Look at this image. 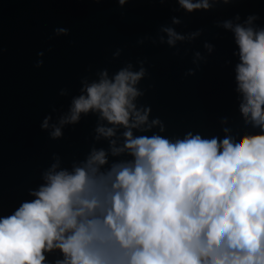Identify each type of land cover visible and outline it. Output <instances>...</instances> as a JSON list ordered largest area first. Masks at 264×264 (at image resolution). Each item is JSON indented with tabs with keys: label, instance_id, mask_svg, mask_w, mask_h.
<instances>
[{
	"label": "clouds",
	"instance_id": "9594fccd",
	"mask_svg": "<svg viewBox=\"0 0 264 264\" xmlns=\"http://www.w3.org/2000/svg\"><path fill=\"white\" fill-rule=\"evenodd\" d=\"M130 2L115 0V5L123 10ZM232 2L158 0L185 16ZM255 18L257 13L248 15L243 25L230 19L215 23L233 33L239 111L244 124L258 132L225 128L222 139L192 131L183 138L133 136L134 129L166 131L159 117L149 120L150 105H137L148 91L141 85L150 77L147 61L125 60L114 70L90 68L80 78L79 95L71 99L67 114L53 107L40 131L58 141L65 125L98 114L111 127L98 126L96 138L109 140L112 157L126 154L131 159L109 163L108 152L93 148L69 171L58 170L59 156L53 154L56 162L43 173L44 183L28 190L32 199L0 209V264H264V25L254 27ZM182 23L181 16L172 15L155 36L136 43L166 46L173 55L191 52L187 78L195 76L202 65L198 61L205 59L192 48L204 29L177 31ZM69 36V28L56 26L48 40ZM202 47L211 56L215 46L205 40ZM122 52L116 48L111 61H120ZM44 57V50L36 53L34 69L43 68ZM91 75L97 78L90 80ZM69 93L61 88L58 96ZM54 117L58 122L50 123ZM117 128L124 129L120 147L111 139ZM51 253L59 257L50 260Z\"/></svg>",
	"mask_w": 264,
	"mask_h": 264
},
{
	"label": "water",
	"instance_id": "95a60500",
	"mask_svg": "<svg viewBox=\"0 0 264 264\" xmlns=\"http://www.w3.org/2000/svg\"><path fill=\"white\" fill-rule=\"evenodd\" d=\"M173 6H161L158 0H131L123 10L115 0L94 5L91 0H0V209L11 210L44 183L43 173L51 166L53 154L59 156V168L71 171L73 163L83 161L95 148L109 153V163L131 159L126 154L112 157L109 140L97 139L98 126L111 127L98 114L82 116L77 125H65L63 137L48 139L40 131V122L53 107L67 114L71 99L79 95V80L91 68L109 67L120 62L145 59L150 77L141 82L148 89L138 98V107L150 105L149 120L159 117L166 131L159 133L133 130V136L158 133L169 138H183L188 132L205 138H223V130L256 133L244 124L239 111L242 94L237 91L235 65L238 52L233 33L217 27L215 21L232 20L243 25L248 15L257 13L252 25H264V0H233L218 5L212 12L185 16L175 13ZM172 15L182 18L177 31L204 29L192 48L201 50L204 60L195 76L184 77L192 67L191 52L173 55L174 50L150 42L138 46L137 40L155 36L158 26ZM239 15V19L236 16ZM56 26L70 29V36L48 40ZM213 44L209 56L202 43ZM52 48L51 52L46 49ZM123 49L120 61H111L112 52ZM45 51L44 66L33 65L38 51ZM206 61V63H205ZM95 75L90 76L96 79ZM61 88L69 89L66 97L58 96ZM54 117L50 123H57ZM123 128H117L111 139L116 147L123 144ZM2 214V213H0ZM58 253L48 254L53 260Z\"/></svg>",
	"mask_w": 264,
	"mask_h": 264
}]
</instances>
